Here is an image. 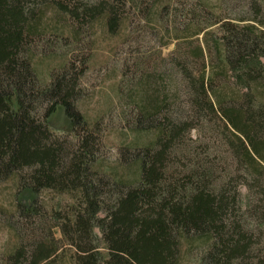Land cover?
<instances>
[{
  "label": "trees",
  "instance_id": "obj_1",
  "mask_svg": "<svg viewBox=\"0 0 264 264\" xmlns=\"http://www.w3.org/2000/svg\"><path fill=\"white\" fill-rule=\"evenodd\" d=\"M37 4L0 0V183L15 178L17 194L37 196L17 203L9 220L20 242L7 264H57L55 228L75 250V264H264V18L218 20L212 45L191 55L178 49L164 61L175 74L169 82L143 76L130 119L157 134L122 155L139 165L131 184L95 170L98 126L77 106L87 60L71 59L49 84L40 82L29 58L40 33ZM55 5L76 20L116 12ZM262 6L255 4L258 15ZM59 106L72 134L58 136L48 124ZM193 130L198 142H223L235 169L224 170L205 148L193 152ZM44 191L71 198L68 214L52 211V227L39 201ZM40 224H47L43 238Z\"/></svg>",
  "mask_w": 264,
  "mask_h": 264
},
{
  "label": "rangeland",
  "instance_id": "obj_2",
  "mask_svg": "<svg viewBox=\"0 0 264 264\" xmlns=\"http://www.w3.org/2000/svg\"><path fill=\"white\" fill-rule=\"evenodd\" d=\"M36 1L38 4L33 10L39 20L40 33L32 40L29 58L40 82L49 84L51 73L71 59L87 60V70L79 81L82 96L77 106L90 125L98 126L95 137L102 144L99 145L95 170L131 184L138 181L139 165L130 158L124 160L122 155L127 152L129 157L134 149L151 143L157 134L155 130H137L130 119L133 105L139 103L144 90L140 85L143 76L147 80L156 78L159 82L164 79L169 82V77L175 74L164 61L178 49H186L191 55V49L204 45L206 41L212 45L220 31L219 25H211L218 20L240 22L264 18V0ZM257 2L263 3L259 15L254 10ZM55 3L70 9L79 6L88 9L102 6L104 9L108 6L116 12L106 10L92 18L76 20L57 9ZM111 18H114L113 27L109 23ZM200 29H206V34L197 35ZM190 62L194 63L193 58ZM47 121L56 135L72 134L71 121L63 106H59ZM189 136L197 140L193 152L200 154L205 148L209 151L207 155H212L211 158H215L224 170L231 166L232 171L235 169L232 153L223 142L202 136L198 142L195 130ZM17 190L15 178L0 183V264H7L8 257L20 242L9 223L15 216L17 203L25 204L37 198L32 192L17 194ZM39 201L46 207L50 227L53 226L52 211L66 215L71 204L69 196L51 191L42 192ZM47 224H40L42 228L46 226V231L39 234L40 238L47 235ZM52 233L59 248L57 264H75V250L67 245L61 230L55 228ZM95 233L101 240L99 229ZM101 247L106 255L103 243ZM195 247L194 253H197L199 248Z\"/></svg>",
  "mask_w": 264,
  "mask_h": 264
}]
</instances>
